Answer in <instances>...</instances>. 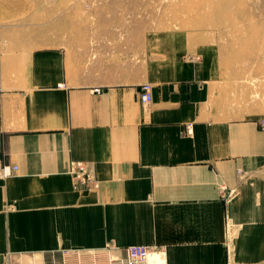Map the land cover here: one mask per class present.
Masks as SVG:
<instances>
[{
  "label": "crops",
  "instance_id": "1",
  "mask_svg": "<svg viewBox=\"0 0 264 264\" xmlns=\"http://www.w3.org/2000/svg\"><path fill=\"white\" fill-rule=\"evenodd\" d=\"M5 30L0 163L17 170L0 177V264L133 244L165 264H264V108L244 66L215 48L179 62L144 41L32 47ZM72 161L94 185L74 188Z\"/></svg>",
  "mask_w": 264,
  "mask_h": 264
},
{
  "label": "rangeland",
  "instance_id": "2",
  "mask_svg": "<svg viewBox=\"0 0 264 264\" xmlns=\"http://www.w3.org/2000/svg\"><path fill=\"white\" fill-rule=\"evenodd\" d=\"M0 28L32 47L86 37L90 44L144 41L152 52L177 51L179 62L215 48L226 64L245 67L248 97L254 94L264 108V0H0ZM158 56L150 57L155 74Z\"/></svg>",
  "mask_w": 264,
  "mask_h": 264
},
{
  "label": "built area",
  "instance_id": "3",
  "mask_svg": "<svg viewBox=\"0 0 264 264\" xmlns=\"http://www.w3.org/2000/svg\"><path fill=\"white\" fill-rule=\"evenodd\" d=\"M137 97L140 103L148 104L152 100V87L149 83H143L138 86ZM259 127L264 132V119L259 121ZM17 167L15 165L0 163V177L6 178L15 173ZM74 177V188L82 189L88 185H94L95 179L93 175L85 168L82 161H72L69 167ZM240 172V171H239ZM120 255H115L112 247L107 246L102 251H90L87 253L90 262L87 264H165L164 262L152 261L150 259L149 246L144 244H133L123 247ZM79 251H72L79 260L76 264H82ZM7 264V263H1ZM56 264H65L64 262Z\"/></svg>",
  "mask_w": 264,
  "mask_h": 264
},
{
  "label": "bare ground",
  "instance_id": "4",
  "mask_svg": "<svg viewBox=\"0 0 264 264\" xmlns=\"http://www.w3.org/2000/svg\"><path fill=\"white\" fill-rule=\"evenodd\" d=\"M192 126V125H191ZM158 260V259H157ZM157 262H162L161 260L160 261H157Z\"/></svg>",
  "mask_w": 264,
  "mask_h": 264
}]
</instances>
